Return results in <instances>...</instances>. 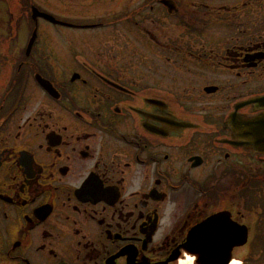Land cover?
<instances>
[{
    "label": "flooded vegetation",
    "instance_id": "1",
    "mask_svg": "<svg viewBox=\"0 0 264 264\" xmlns=\"http://www.w3.org/2000/svg\"><path fill=\"white\" fill-rule=\"evenodd\" d=\"M89 2L0 0V264H226L227 221L264 247V0Z\"/></svg>",
    "mask_w": 264,
    "mask_h": 264
},
{
    "label": "rangeland",
    "instance_id": "2",
    "mask_svg": "<svg viewBox=\"0 0 264 264\" xmlns=\"http://www.w3.org/2000/svg\"><path fill=\"white\" fill-rule=\"evenodd\" d=\"M90 0H82L80 3H76L75 1L73 0H70V3L69 5L71 7H75V8H81L83 12H86L87 11V6H89L91 3L95 2H89ZM97 1V0H96ZM68 5V4H67ZM8 7L6 4H2L0 3V25H2L4 22L7 21V19L9 18L8 17ZM99 11V10H98ZM17 16L20 15V9L19 8H16L15 12H14ZM9 31V30H8ZM2 32V31H1ZM12 45V43H11ZM254 236L256 237V239H258L259 237L260 238H263L264 239V232L263 230H260V229H255V233H254ZM262 249H254V250H251L253 252V257H255L256 260H258L259 258L263 259L264 260V255H261L259 257V253L258 251H260ZM242 250H238V261H244V258L245 256L243 255L242 258L239 257V255L241 254ZM251 257V256H250ZM254 258H250V261H251V264H264V261L262 262H257V261H254L253 260ZM250 264V263H249Z\"/></svg>",
    "mask_w": 264,
    "mask_h": 264
},
{
    "label": "water",
    "instance_id": "3",
    "mask_svg": "<svg viewBox=\"0 0 264 264\" xmlns=\"http://www.w3.org/2000/svg\"><path fill=\"white\" fill-rule=\"evenodd\" d=\"M245 243V240H243L241 243H238V246H240V245H242V244H244ZM229 251H231V249L230 250H228V252Z\"/></svg>",
    "mask_w": 264,
    "mask_h": 264
},
{
    "label": "bare ground",
    "instance_id": "4",
    "mask_svg": "<svg viewBox=\"0 0 264 264\" xmlns=\"http://www.w3.org/2000/svg\"><path fill=\"white\" fill-rule=\"evenodd\" d=\"M232 264H236L235 262H233Z\"/></svg>",
    "mask_w": 264,
    "mask_h": 264
}]
</instances>
